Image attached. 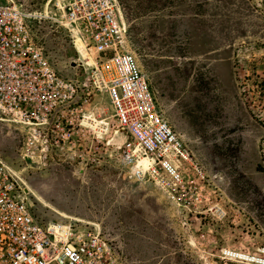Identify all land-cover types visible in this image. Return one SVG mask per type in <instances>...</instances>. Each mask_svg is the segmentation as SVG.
<instances>
[{
    "label": "rangeland",
    "instance_id": "1",
    "mask_svg": "<svg viewBox=\"0 0 264 264\" xmlns=\"http://www.w3.org/2000/svg\"><path fill=\"white\" fill-rule=\"evenodd\" d=\"M14 1L55 76L50 112L0 115V159L35 214L95 234L114 264H263L252 257H264V0H115L121 50L191 157L175 198L128 153L101 56L87 46L86 64L78 29L60 21L67 0Z\"/></svg>",
    "mask_w": 264,
    "mask_h": 264
},
{
    "label": "built area",
    "instance_id": "2",
    "mask_svg": "<svg viewBox=\"0 0 264 264\" xmlns=\"http://www.w3.org/2000/svg\"><path fill=\"white\" fill-rule=\"evenodd\" d=\"M61 23L75 26L84 47L99 53L102 83L129 154L149 159L147 173L175 198L188 150L158 110L135 57L121 50L125 28L115 0H67ZM32 14L0 0V115L37 118L56 104L54 73L31 36ZM65 96V94L63 95ZM111 248L93 233L43 222L0 159V264H114ZM264 264V257H252Z\"/></svg>",
    "mask_w": 264,
    "mask_h": 264
},
{
    "label": "bare ground",
    "instance_id": "3",
    "mask_svg": "<svg viewBox=\"0 0 264 264\" xmlns=\"http://www.w3.org/2000/svg\"><path fill=\"white\" fill-rule=\"evenodd\" d=\"M53 0H49L47 2V5L49 6V4L52 2ZM75 47L77 49V52L79 53L80 57L84 60V62L88 65L92 64L93 63V60L92 58L89 56L88 54V50L87 48H85L82 44H81V40L80 38L76 35L75 36ZM94 117V116H93ZM84 119V118H83ZM84 122L86 123L85 125H90L92 126V128H94L96 132H99L100 130H104L106 129V125L108 123H106L105 121L103 120H99V119H96V118H91L90 116L86 117ZM29 124H32V123H29ZM84 125V126H85ZM107 131V130H106ZM95 132V133H96ZM103 133V132H102ZM101 134V132L99 133ZM98 134V135H99ZM105 134V133H104ZM118 135V134H117ZM102 136V135H101ZM148 165H149V159L146 157V156H143L141 157L139 160H138V163H137V167L140 171H145L147 168H148ZM60 214H62V216L64 217H67V218H74L70 215H67V214H64V213H61L59 212Z\"/></svg>",
    "mask_w": 264,
    "mask_h": 264
}]
</instances>
